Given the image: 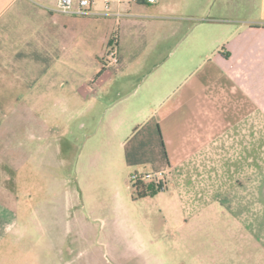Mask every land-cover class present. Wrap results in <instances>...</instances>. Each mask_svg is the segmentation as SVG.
I'll return each instance as SVG.
<instances>
[{
  "label": "crops",
  "instance_id": "obj_1",
  "mask_svg": "<svg viewBox=\"0 0 264 264\" xmlns=\"http://www.w3.org/2000/svg\"><path fill=\"white\" fill-rule=\"evenodd\" d=\"M58 1L0 0V264H44L47 217L42 202L30 208L31 191L44 189L48 169L66 163L80 129L91 144L107 147L104 159L114 172L165 170L168 189L188 211L215 210L233 192L240 200L237 187L259 186L264 0L242 2L250 17L240 27L226 15L197 17L208 34L194 37L189 54H201L214 37L223 46L208 73L186 87L183 71L192 63H170L165 45L182 22L174 32L164 28L162 44L150 46L146 58L117 44L119 63L106 67V34L95 41L88 17L52 12ZM112 1L119 18L124 7L144 5ZM224 4L226 11L238 8ZM235 215L250 223L258 216Z\"/></svg>",
  "mask_w": 264,
  "mask_h": 264
},
{
  "label": "rangeland",
  "instance_id": "obj_2",
  "mask_svg": "<svg viewBox=\"0 0 264 264\" xmlns=\"http://www.w3.org/2000/svg\"><path fill=\"white\" fill-rule=\"evenodd\" d=\"M228 1L238 8L232 5L233 10L226 11L223 7ZM244 1L160 0L158 6H128L123 8L122 18L88 17V33L95 41L100 33L106 34V57L119 44L124 51L135 49L142 59L150 46L162 44L164 28L174 32L182 22L181 33L172 35L165 45L170 63L183 57L192 63L183 71L186 87L208 73L223 46L214 37L203 43L201 54H189L197 34H208L207 26L197 28L201 23L197 17L204 12L202 20L226 15L240 27L250 17L241 5ZM115 6L112 3L111 10ZM96 7L103 11L105 4L99 1ZM212 42L220 49L215 45L210 49ZM77 132L66 163L53 165L47 171L45 188L31 191L30 208L42 202L47 217L41 241L44 264L52 259L55 264H264V172H260L263 180L258 187H237L242 190L240 202L233 201L237 198L233 192L231 204L192 212L183 207L172 188L140 199L129 170L117 166L115 173L104 159L107 147L91 144V139L82 137L81 129ZM235 213L258 216L250 223Z\"/></svg>",
  "mask_w": 264,
  "mask_h": 264
},
{
  "label": "built area",
  "instance_id": "obj_3",
  "mask_svg": "<svg viewBox=\"0 0 264 264\" xmlns=\"http://www.w3.org/2000/svg\"><path fill=\"white\" fill-rule=\"evenodd\" d=\"M99 0H59L57 5L51 9L52 12L55 13H64L72 16H78V17H92V16H98V15H106V16H112L113 13L111 11L112 7V0H103L105 7L102 11H96L94 6H97ZM122 1V0H119ZM136 3H148L156 5L159 3L160 0H132ZM120 17H122L121 14H118ZM119 53L116 46H113L108 54V57L104 60V66L108 67L110 65H114L119 63ZM168 173L165 172V170L155 172V173H135L133 176H131V180L136 184L137 182H144L148 184H153L157 188H159L162 191H167L168 189Z\"/></svg>",
  "mask_w": 264,
  "mask_h": 264
},
{
  "label": "trees",
  "instance_id": "obj_4",
  "mask_svg": "<svg viewBox=\"0 0 264 264\" xmlns=\"http://www.w3.org/2000/svg\"><path fill=\"white\" fill-rule=\"evenodd\" d=\"M134 188H136V190L138 192V197L140 199L152 198L154 195L162 192V190L157 188L155 185L144 183V182H141V181L137 182L134 185Z\"/></svg>",
  "mask_w": 264,
  "mask_h": 264
}]
</instances>
